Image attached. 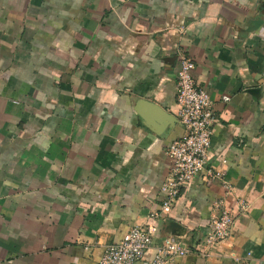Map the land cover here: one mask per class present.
Segmentation results:
<instances>
[{"label": "crops", "instance_id": "0c3cea01", "mask_svg": "<svg viewBox=\"0 0 264 264\" xmlns=\"http://www.w3.org/2000/svg\"><path fill=\"white\" fill-rule=\"evenodd\" d=\"M261 32L264 0H0V264H99L160 211L180 54L214 103L208 166L248 211L227 245L171 264H264ZM223 195L197 175L155 248L172 222L203 237Z\"/></svg>", "mask_w": 264, "mask_h": 264}, {"label": "built area", "instance_id": "2783aa9c", "mask_svg": "<svg viewBox=\"0 0 264 264\" xmlns=\"http://www.w3.org/2000/svg\"><path fill=\"white\" fill-rule=\"evenodd\" d=\"M260 36L264 39L263 32ZM177 62L176 117L184 134L166 147L170 167L161 187L160 211L150 214L145 223L131 227L118 242L105 246L99 264L145 262L146 254L152 249H155V255L147 264H171L174 259L189 255L206 259L213 249L227 245L233 237L235 221L248 211V204L243 200L236 201V213L227 208L226 200L232 195L233 188L224 181V171L208 166L216 123L214 103L211 96L196 85L193 61L180 54ZM261 86L264 88V72ZM222 100L227 102L229 98L223 97ZM201 173L209 181L220 180L224 190V195L212 206L206 234L191 240L184 236L165 235L155 248L154 239L161 233L157 225L170 215L184 187Z\"/></svg>", "mask_w": 264, "mask_h": 264}, {"label": "water", "instance_id": "95a60500", "mask_svg": "<svg viewBox=\"0 0 264 264\" xmlns=\"http://www.w3.org/2000/svg\"><path fill=\"white\" fill-rule=\"evenodd\" d=\"M166 233L168 235H173V236H178V237H182V233L183 231L181 230V227L179 224L177 223H170L167 227H166Z\"/></svg>", "mask_w": 264, "mask_h": 264}]
</instances>
